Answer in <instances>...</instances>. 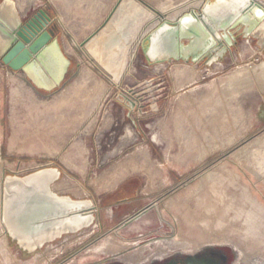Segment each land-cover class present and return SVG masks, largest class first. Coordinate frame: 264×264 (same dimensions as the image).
I'll return each instance as SVG.
<instances>
[{
	"label": "rangeland",
	"instance_id": "rangeland-1",
	"mask_svg": "<svg viewBox=\"0 0 264 264\" xmlns=\"http://www.w3.org/2000/svg\"><path fill=\"white\" fill-rule=\"evenodd\" d=\"M14 1L26 19L51 11L71 63L45 90L0 58V264H140L181 250L264 264L262 33L220 31L211 65L152 63L153 30L216 0ZM44 168L59 169V195L92 199L99 220L30 252L2 220L4 183Z\"/></svg>",
	"mask_w": 264,
	"mask_h": 264
},
{
	"label": "water",
	"instance_id": "water-1",
	"mask_svg": "<svg viewBox=\"0 0 264 264\" xmlns=\"http://www.w3.org/2000/svg\"><path fill=\"white\" fill-rule=\"evenodd\" d=\"M52 21L47 9H40L26 19L14 0L0 3L2 63L15 72L25 73L45 90L62 83L71 63L59 38L49 28ZM242 26L246 34L262 33L264 41V9L259 2L216 0L199 14L192 11L175 21L162 22L149 34L145 56L152 63L181 58L188 61L191 57L196 61L208 56L211 65L224 55L220 31L225 32L226 38L228 30ZM184 39L190 43L186 45ZM128 103L133 109L134 102L128 98ZM59 176L58 168H44L25 177L8 176L5 180L2 220L9 236L23 249L34 252L99 220L98 207L92 199H73L54 191Z\"/></svg>",
	"mask_w": 264,
	"mask_h": 264
},
{
	"label": "flooded vegetation",
	"instance_id": "flooded-vegetation-1",
	"mask_svg": "<svg viewBox=\"0 0 264 264\" xmlns=\"http://www.w3.org/2000/svg\"><path fill=\"white\" fill-rule=\"evenodd\" d=\"M48 13L51 15L50 10H48ZM228 261V255L226 253L217 254L211 251L201 252L199 250L189 253L185 250H181L176 253L165 251L162 257L157 259H149L146 262L140 264H227ZM94 264L110 263L100 262Z\"/></svg>",
	"mask_w": 264,
	"mask_h": 264
},
{
	"label": "crops",
	"instance_id": "crops-1",
	"mask_svg": "<svg viewBox=\"0 0 264 264\" xmlns=\"http://www.w3.org/2000/svg\"><path fill=\"white\" fill-rule=\"evenodd\" d=\"M170 66L171 65L169 63H167L165 65L164 64L160 65V67L165 71L168 70ZM174 69H176V68H174ZM255 71H256L257 75L260 76V78L262 79V84L264 85V65L262 64V65L257 66ZM235 80L237 81V79H235ZM220 86L223 88L224 93L230 94V93L235 92L234 91L235 90L234 89V77H230V76L225 77L224 79H222Z\"/></svg>",
	"mask_w": 264,
	"mask_h": 264
},
{
	"label": "bare ground",
	"instance_id": "bare-ground-1",
	"mask_svg": "<svg viewBox=\"0 0 264 264\" xmlns=\"http://www.w3.org/2000/svg\"><path fill=\"white\" fill-rule=\"evenodd\" d=\"M114 252V251H113ZM246 259V258H245Z\"/></svg>",
	"mask_w": 264,
	"mask_h": 264
}]
</instances>
